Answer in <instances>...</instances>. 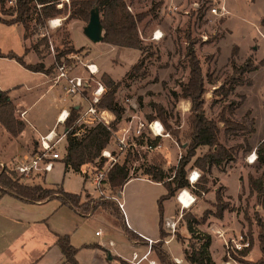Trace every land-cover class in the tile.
<instances>
[{"label": "rangeland", "instance_id": "374dc122", "mask_svg": "<svg viewBox=\"0 0 264 264\" xmlns=\"http://www.w3.org/2000/svg\"><path fill=\"white\" fill-rule=\"evenodd\" d=\"M159 1L162 4L137 24L139 36L143 42L140 54L129 48H119L107 53L110 47H107L105 42H102L103 44L93 42L85 35L84 27L71 25V37L77 47L72 45L74 51L60 57L56 64L57 54L64 49L63 38L71 42L64 17L59 16L64 20H62L61 26H47L46 29L41 30L48 40L47 47L41 46L45 55L44 63L47 67L54 64L48 78L57 96L63 97L62 79L55 83L57 66L60 64L66 66L69 76L84 77L89 84L85 90L82 89L80 92L84 98L78 95L76 100L73 99L68 102V106L70 105L69 112L72 103L80 101L82 104V108H78V111L72 114L70 123L72 127L78 128L76 135L81 137L85 130L99 122L109 125L115 118L112 112L97 105V113L99 110L108 111L106 115L110 119L105 115L108 122H105V118L103 120L98 116L99 114L94 116L95 119L92 120H88L87 116L83 114L91 101V92L97 81H100L104 86V92L99 101L109 90L104 83L103 76H110L103 73L101 69L94 76L88 75L85 65L98 60L93 58L92 55L94 54L91 52L99 53L102 50L100 54H103L101 59L105 62V67L113 74L114 82L119 83L114 96L117 105L122 107L123 113L121 120L116 124L117 128L113 131L109 143L101 152V157L104 158L101 166H99V158H96L93 163L83 165L80 172L70 170L64 173L60 160H56L53 169L45 176V182L48 185L44 182V175L41 171L28 176L16 172V175L21 183H39L52 189L56 194L59 193L61 185L64 191L78 194L80 204H91L103 196L113 200L120 209L115 199L118 192L111 190L109 184L103 180L100 181L99 185H95L94 179L100 171L107 173L113 164L122 163L126 160L130 176L142 177L143 167L147 164L159 163L165 170L176 165L187 144L183 133L189 128V100L175 97L180 92V84L186 82L188 78L189 68L184 58L186 46L184 31H188L191 37L196 40L194 49L200 60L202 74L205 78L206 92L203 106L206 116L216 119L220 108L233 101L238 104V107L232 112L233 119L239 121L246 111H250V117L254 119L255 132L245 136L247 144L252 148L249 151L244 150V146H246L243 141L244 136L237 135L225 138L224 134L221 133L220 141L226 146L241 143L243 147L236 151L233 160L223 163L220 167H213L205 175L198 168L191 166V160L187 166V179L192 170H197L199 178L193 185L189 183V187L186 188L195 200L184 209L182 216L186 213L201 219L196 227L198 230L211 235V241L213 240L212 253L216 260L221 262L220 264L228 259L233 260V264H255L262 257L259 250V236L261 233L264 235V209L258 204L256 194L250 191L248 177H258L264 168V165H259L256 159L250 162L252 153L255 152V146L264 140V39L262 38L264 23H261L264 19V0H224L229 12L222 16L209 13L208 10L213 0H178L177 2L173 1V3L166 0H127L128 3L132 4L128 7L132 13H144ZM78 23L82 26L87 24L83 21ZM154 28H161L163 31L162 37L158 40L149 38V33L153 32ZM16 29L0 25L1 51L10 46L18 47L21 45L16 36H11V33H14ZM41 36L42 34H36L31 37L35 43ZM234 45L238 46V50L236 56L231 57ZM32 58L36 61L33 56ZM142 59L143 63L138 73L133 77H126L124 71L127 67L129 71L134 64ZM25 60L34 62L30 56H26ZM246 62L250 63V68L257 67L258 71L251 69L238 75L239 83L233 86L227 97L223 98L219 94L216 95L215 89L223 83L226 76L232 73V65L241 66ZM11 65L16 67L14 64L0 60V84L2 86L19 83L21 82L19 79L22 80L24 76L28 77V81L37 78V76L25 74L21 69L16 70ZM22 89L16 93H20ZM154 104H159L164 109V115L167 117L169 126L172 129H179L178 139L167 133L163 122L155 116ZM15 114L22 119L21 113L15 111ZM148 117H152V120ZM154 121H158L163 128L160 134H154L149 128V125ZM49 122L46 121L42 127H38V130L45 132L51 126L52 122L50 124ZM65 124H60L56 128L58 135L66 128ZM140 124L142 126L138 128ZM4 130L0 124V167L12 170L21 162V160L15 159L16 155L26 151L31 154L37 149V144H35L36 139L33 133L29 134L28 131L23 133L22 130L21 133L13 137L5 130L8 135L6 138ZM155 139H157L158 144L155 147L150 146ZM65 142L66 137L56 143L54 150L61 152L66 146ZM205 151L206 147H199L196 153L201 155ZM232 173H239L237 181ZM202 176L207 179L206 184L201 181ZM223 176H226L223 181L229 185V190L224 182L220 181ZM53 184H59V186ZM203 185H206L204 190L201 188ZM180 191L181 189L176 192L175 197ZM216 192L219 193L222 201L228 204V208L223 212V215L226 214V220H228L226 221L228 226L223 235L212 226L213 221L217 219L215 216L217 209ZM58 206L59 203L56 199H52L48 203V213L44 221L54 230L78 231L85 236L88 242H97L108 236V229L106 228L108 222L103 216L104 212L96 211L92 216L84 218L77 216L78 218L73 220L67 206H60V208ZM207 211L210 214L203 218L204 212ZM97 230H102L104 234L96 236L95 231ZM64 234L69 235L70 233ZM116 235L118 238L114 235L113 240L120 244V237H123V234L118 232ZM240 235L244 242H248L247 247L250 250L246 254L243 253V250L247 247L242 250L236 248L231 250L226 247V244L229 247L232 246V239L238 240ZM191 241L189 234L186 238L187 247ZM122 245L124 250L130 254L131 248H133L131 243L124 239ZM161 247L164 249L163 244ZM178 250L179 247L177 246L174 253Z\"/></svg>", "mask_w": 264, "mask_h": 264}, {"label": "trees", "instance_id": "16d2710c", "mask_svg": "<svg viewBox=\"0 0 264 264\" xmlns=\"http://www.w3.org/2000/svg\"><path fill=\"white\" fill-rule=\"evenodd\" d=\"M61 3V7L57 5ZM161 1L154 4L146 12L132 13L127 6L126 0H0V23L5 25L21 24L25 30L24 38H30L32 35L42 34V36L32 43V47L41 58V51L38 47L43 45L48 46L47 36L41 30L47 28V22L54 17L63 16L64 23L72 19L88 22L92 10H96L100 16V23L103 34L101 41L113 46L133 48L142 50V39L139 36L137 24L143 20L147 15L154 12L156 8L161 5ZM264 23V19L261 23ZM63 38L62 43L64 49L59 51L56 56L55 63L57 64L60 57L73 52L74 49ZM184 39L186 46L184 49V58L187 61L189 68L188 78L186 82L180 84V92L176 94V98L188 99L189 106V128L183 133L187 144L184 153L179 157L176 165L169 170H165L159 163L147 164L143 167L142 177L150 181L160 183L166 189V194L157 200L159 213V235L160 239L152 243L151 248L155 253L158 261L161 264H179L171 259L169 254L162 249L163 239L167 233L163 229V200L175 196L180 189L189 187L187 179V166L192 160V167L198 168L203 175L210 172L213 167H220L223 163L233 160L236 151L243 147L241 143L226 146L220 141V134L223 133L225 138L237 135H242L245 151L252 148L247 144L245 136L255 132L254 119L250 117V111H246L239 121L232 117V112L238 107L236 102L224 104L217 113V118H208L204 110V94L205 78L202 74L200 60L195 53L194 37L190 33L184 31ZM25 53L18 55L13 51L2 52L0 50V57L14 59L23 67L30 71L42 72L49 74L53 68L52 64L46 67L43 62L34 64L26 63L23 59ZM238 46L234 45L231 51V57L236 56ZM143 59L134 64L129 71L126 72V77L135 76L139 68L142 66ZM250 63L246 62L241 66L232 65L233 71L229 76H226L223 83L215 89L214 93L225 98L230 93L235 84L239 83L238 75L249 71L256 70L257 67L250 68ZM103 80L109 90L96 104L98 107L107 109L114 114V120L106 125L104 123H97L88 130L81 137L76 135L77 129L71 126L72 114L76 113L78 109L71 106L69 117L65 124L66 147L65 154L62 157V162L65 169H71L74 172H80L81 167L85 164L93 163L96 158H99V166L104 162L101 157L102 150L109 143L113 131L116 130V124L121 120L123 113L122 107L118 106L115 101V92L119 83H115L110 77L103 76ZM228 86V87H227ZM85 90V89H84ZM156 115L162 122L165 129L175 139L179 138V129H172L167 123V117L164 115L165 111L159 104L153 105ZM152 120V117H148ZM0 124L13 137L17 136L25 127L24 121L16 116L15 106L8 96V90H0ZM142 143V142H141ZM36 144V143H35ZM157 139L151 142L150 146L157 145ZM206 147V151L201 155H197V148ZM256 160L259 165H264V140L260 141L256 148ZM16 170L6 169L0 167V190L4 193H10L15 197L27 202H37L45 199H58L61 204L67 205L75 210L81 216H87L98 208H101L113 216H115L121 223L123 231L127 238L131 241H143L139 235L127 227L122 211L118 208L116 203L108 198L100 197L99 200L93 203H79V195L66 192L59 187V193L56 194L52 189L42 186L41 184H25L19 181L16 175ZM135 177V176H134ZM86 178V176H85ZM132 178L129 173L127 161L113 164L108 170L103 182L109 184L111 190L120 192L126 181ZM203 184L207 183V179L202 176ZM59 186V185H57ZM206 185L201 188L204 190ZM248 187L250 191L256 195V200L264 209V168L261 175L258 177H248ZM216 212L215 216L221 218L224 210L228 208V204L224 203L216 192ZM210 212H204L206 217ZM188 233L190 234L191 242L188 247L183 249L184 260L189 264H215L209 246L211 244V236L208 233L197 229V225L201 219L193 215L184 214L182 216ZM177 238H180L177 236ZM56 244L61 249L64 255L65 262L68 264H78L75 259L76 249L71 245L68 235H56ZM250 249L247 247L243 250L246 254ZM259 250L262 254L255 264H264V235L259 236Z\"/></svg>", "mask_w": 264, "mask_h": 264}, {"label": "crops", "instance_id": "0c3cea01", "mask_svg": "<svg viewBox=\"0 0 264 264\" xmlns=\"http://www.w3.org/2000/svg\"><path fill=\"white\" fill-rule=\"evenodd\" d=\"M166 1H172L173 3V1L177 2L178 0ZM127 4L128 7L132 5L128 2ZM224 5L225 8H227L225 2ZM79 21L81 20L72 19L65 23L67 25V30L71 40V42L66 40L68 42V45L77 47L71 37L70 27L71 25L85 27L80 25L78 23ZM0 25L5 24L0 23ZM5 26H8L9 28H17L14 33H11V36H16L17 39L20 40L21 45L18 47L10 46L9 48H4V51L2 52L13 51L18 55H22L23 53H25V50L28 49L23 57L26 63L34 64L40 61L44 63L45 55L41 49V46L43 45H40L38 47L39 51H41L40 58L37 52L28 45V41L24 38L25 30L21 24L16 23ZM155 30L163 33L161 28H157ZM155 30H153V32ZM153 32L149 33V38L151 40H153ZM102 34L103 30L101 31V35ZM262 38L264 39L263 33ZM30 39H32V42H30L34 43L33 37H30ZM96 42H100L101 44H103L101 40ZM105 45L107 47H110L107 53L111 52V50L125 48L113 46L107 43ZM133 50L139 52V54L141 52V50L139 49ZM100 51L99 53L91 52V54H94L92 55L93 58L98 59L91 63H94L97 66L98 71L101 69L103 73L109 75L114 81L113 74L110 70H107L104 64L105 62L101 59L103 54L101 55L100 53L102 52ZM26 56H30L32 61H34L32 58L33 56L36 61L28 62L25 60ZM257 59L259 58L257 57ZM0 60H4L8 63L14 64L16 67L11 65L13 68H15L16 70H23L25 74L37 76V78L31 81L27 80V76H24L22 77V80L19 79L21 81L19 83L17 82L8 84L7 86H2V84H0V90H8L9 99L15 106L16 113H21L22 120L25 123L23 133L25 131H28L29 134L33 133L36 139V144L38 145L39 136L47 133L50 129H53L55 127L56 117L59 111L64 108L68 109L70 106H68L69 101L63 100L62 97L59 98L57 96V93L53 90V85H51V83L49 82L50 79L48 78V74L30 71L14 59L0 57ZM109 65L112 67L110 63ZM127 69L124 71L125 74L128 71ZM256 71H258V69ZM21 88L23 89L20 91V93H16ZM78 95L81 96V94ZM78 95L73 96L71 100H76L78 98ZM81 98L84 97L81 96ZM71 106H75L77 109L82 108V104L80 101L72 103ZM107 113L108 111L106 110H99L97 115L99 114L98 116H100L103 120L105 118V122H108L107 120L110 119V117L106 115ZM105 115L108 119H106ZM46 121H50L49 124L52 122L51 126L48 127L46 125L45 127L48 128L45 132L39 131L38 127H42V125H44ZM58 125L56 126V128H58ZM4 132L6 131L4 130ZM4 136L7 138V132L4 133ZM63 138H61V140ZM59 153L63 157V155L65 154V148ZM29 155L30 154L28 153V151H26L24 153L16 155L15 159L23 161ZM56 160H60L61 164L63 165L64 173L71 170L65 169V165L61 159H48L45 162L43 170L41 171L44 175V182L46 174L53 169L55 163L54 161ZM232 174L234 176V179H236L237 181V178H239V173ZM225 177L226 176L221 177L220 181L224 182L223 180H225ZM234 179L232 178V181ZM224 184L228 187L229 190V185L225 182ZM165 194L166 189L162 184L150 181L147 178L143 177L129 178L123 185L122 190L116 194L117 200L122 203L121 211L123 213L127 227L137 235H139L141 238H143V241L129 240L125 235L122 225L121 223H119L118 219L101 208L96 209L87 216H81L71 207L61 204L60 201L56 199L59 203L58 208H60V206H67L69 208L71 212L70 216L73 220H75L77 216L79 218L92 216L96 211L104 212V214H102L106 222H108L106 223L108 236L103 240L97 242H88L85 236L80 234L78 231H56L44 222L45 216L48 213V203H50V201L55 198L45 199L37 202H27L15 197L10 193H4L0 190V264H68L67 262H65L64 255L61 252V249L55 242L56 235H68L64 233H70L68 236L71 245L76 249L75 259L77 260L78 264H110L111 259H116L120 262H126V260L130 258L131 252L134 249H136L139 255L147 251L148 245L146 243V239H151L153 241H158L160 239L157 200ZM184 209L185 207L181 206L175 196L163 200V229L167 233V236L162 240L163 248L169 254L171 259L179 264H189L184 260L183 254V249L187 247L186 238L189 236L186 224L182 219V213ZM226 221L228 220H226V214H224L223 218H217L216 221H213L212 226L215 227L216 231L221 232L223 235L224 230L228 226V222ZM96 232H99V234H96ZM118 232L123 234V237H120V244L113 240L114 235L118 238V235H116V233ZM103 234L104 233L102 230L95 231L96 236H101ZM177 236L180 238H177ZM217 238L219 239L218 236ZM124 239L130 242L133 246V248H131L130 254L123 248L124 246L122 245V242ZM109 241H111L113 244L109 245ZM212 243L213 240L211 241V244L209 246L211 257L215 264H220L221 262L216 260V258L213 256L211 249ZM177 246L179 247V252L177 251L176 253H174V251L177 250ZM148 260L153 261L154 264H161L152 250L149 251L147 259L142 260L140 264L144 262L149 264Z\"/></svg>", "mask_w": 264, "mask_h": 264}, {"label": "built area", "instance_id": "2783aa9c", "mask_svg": "<svg viewBox=\"0 0 264 264\" xmlns=\"http://www.w3.org/2000/svg\"><path fill=\"white\" fill-rule=\"evenodd\" d=\"M65 1L68 2V0H65ZM57 6L61 7L62 5L60 3ZM208 11L210 14L218 15V16H222L228 12L227 9L225 8L223 0H213L212 5L210 6ZM62 20H63L62 17H54L48 20L47 25L51 27H58L62 25ZM53 21H59V23L53 26V23H52ZM161 37H162V33L158 32V30H155L152 34L153 40H158ZM26 40L28 41V45L30 46L32 42V41L30 42L31 39L27 38ZM85 66L88 70L87 72L90 77L98 73V68L94 63H88ZM55 79H56L55 83H57V81H59L60 79H62L63 81V84L61 86L62 92H63V97H62L63 100L70 101L73 96L80 94L82 89H86V87L89 86V84H87V81L84 77L69 76L66 66L63 64H60L57 66V74H56ZM103 92H104L103 84L100 81H97L96 86L91 92V95H92V98L90 99L91 101L83 113L84 115L87 116L88 120L95 119L94 116L97 115L96 103L99 101V98ZM68 117H69L68 109L64 108L59 111L56 117L55 127L53 129H50L47 133L39 136L37 149L33 151L27 158H25L23 161L19 162L16 165L14 170H16L17 173L24 175V176L35 174L43 170L46 160L62 158L61 154L58 151L54 150V147L56 143H58L61 140V138L65 137V130L60 135H58L56 132V126L58 124H64ZM156 122L158 121H154L149 125L150 130L154 134H156L155 133ZM141 126L142 124H140L138 128H140ZM161 129L163 130L162 126H161ZM254 153L255 152L252 153V158L250 159V162H253L256 159V154ZM106 174L107 173L100 171L94 179L95 185H99L100 181L106 177ZM198 178H199V173L197 171L195 170L190 171L188 175V181L190 185H193L198 180ZM182 191L183 189H181V191L178 193L176 199L181 204L182 207L187 208L194 202L195 198L192 195V197L188 201V204L185 206L182 203V201H180L179 199V195L181 194ZM115 199L117 200V198ZM117 203L120 209L122 210V203L119 202L118 200H117ZM96 234H99V232H96ZM154 242L155 241L151 239H146L148 249L145 253L139 255L136 249H134L131 252L130 258L127 259L126 262H120L116 259H111L110 264H140L142 260L147 259V255L149 251L152 250L151 245ZM112 244L113 243L109 241V245H112ZM247 246H248V242H244L241 235L238 236V240L232 239V246L229 247V245L226 244L227 249H231V250H234L235 248L237 250H242L243 248ZM228 257H229V254H228ZM232 261L233 260L230 261V259H228L222 264H233ZM148 263L154 264V262L151 260H148Z\"/></svg>", "mask_w": 264, "mask_h": 264}, {"label": "water", "instance_id": "95a60500", "mask_svg": "<svg viewBox=\"0 0 264 264\" xmlns=\"http://www.w3.org/2000/svg\"><path fill=\"white\" fill-rule=\"evenodd\" d=\"M101 31L102 26L100 23L99 13L96 10H92L90 13L89 20L84 27V33L91 41L96 42L100 41L102 38Z\"/></svg>", "mask_w": 264, "mask_h": 264}, {"label": "bare ground", "instance_id": "6f19581e", "mask_svg": "<svg viewBox=\"0 0 264 264\" xmlns=\"http://www.w3.org/2000/svg\"><path fill=\"white\" fill-rule=\"evenodd\" d=\"M155 133L156 134H160V132L162 131L161 126L158 122H156L155 124ZM192 197V195L188 192L187 189H183V191L181 192V194L179 195V199L180 201H182V203L186 206L188 204L189 199Z\"/></svg>", "mask_w": 264, "mask_h": 264}, {"label": "clouds", "instance_id": "9594fccd", "mask_svg": "<svg viewBox=\"0 0 264 264\" xmlns=\"http://www.w3.org/2000/svg\"><path fill=\"white\" fill-rule=\"evenodd\" d=\"M52 23H53V26H55L56 24L59 23V21H53Z\"/></svg>", "mask_w": 264, "mask_h": 264}]
</instances>
